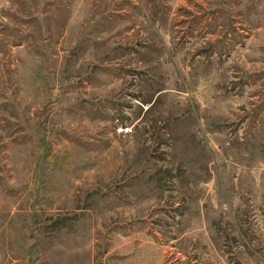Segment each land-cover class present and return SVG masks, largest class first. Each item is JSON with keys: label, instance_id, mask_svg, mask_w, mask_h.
I'll use <instances>...</instances> for the list:
<instances>
[{"label": "rangeland", "instance_id": "rangeland-1", "mask_svg": "<svg viewBox=\"0 0 264 264\" xmlns=\"http://www.w3.org/2000/svg\"><path fill=\"white\" fill-rule=\"evenodd\" d=\"M0 264H264V0H0Z\"/></svg>", "mask_w": 264, "mask_h": 264}, {"label": "built area", "instance_id": "built-area-1", "mask_svg": "<svg viewBox=\"0 0 264 264\" xmlns=\"http://www.w3.org/2000/svg\"><path fill=\"white\" fill-rule=\"evenodd\" d=\"M127 128H118V132H125Z\"/></svg>", "mask_w": 264, "mask_h": 264}]
</instances>
